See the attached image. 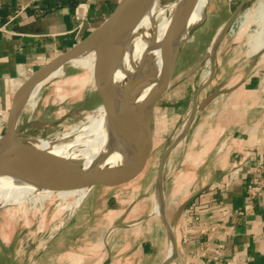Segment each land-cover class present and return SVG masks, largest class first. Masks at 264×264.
Segmentation results:
<instances>
[{
  "label": "crops",
  "instance_id": "obj_1",
  "mask_svg": "<svg viewBox=\"0 0 264 264\" xmlns=\"http://www.w3.org/2000/svg\"><path fill=\"white\" fill-rule=\"evenodd\" d=\"M19 1L0 0V10H7V20L0 24V134L8 125L7 112L19 106L25 80L97 28L119 2L81 0L75 8L45 12L39 0L11 21ZM40 19L49 22L45 33L17 31ZM218 65L214 89L199 103L216 91L220 94L198 113L164 169L165 217L175 247L155 201V216L130 224L128 210H116L115 196L98 198L95 209L82 202L73 217L89 226L95 222L96 233L102 232L101 224H110L102 236L92 231L71 238L59 234L37 263L264 264V51L233 61L225 52ZM177 85L155 108L153 141L155 120L161 121L170 109L171 130L162 134L177 130L183 116L177 106L184 101Z\"/></svg>",
  "mask_w": 264,
  "mask_h": 264
},
{
  "label": "rangeland",
  "instance_id": "obj_2",
  "mask_svg": "<svg viewBox=\"0 0 264 264\" xmlns=\"http://www.w3.org/2000/svg\"><path fill=\"white\" fill-rule=\"evenodd\" d=\"M24 1L26 0H21L17 3L14 15L22 12ZM177 1L160 0V7L167 8ZM240 2L241 0H210L207 4V20L186 41L174 72L173 83L178 84L176 91L181 92V96L184 97V101L177 106L183 116L177 123V130L174 133L165 135L162 134L163 131H168L169 128L171 130V127H168L174 117L171 109L164 116L162 114L161 116L159 115L160 117L163 116L161 121H158V118L155 120L156 131L152 152L144 170L138 176L123 184L116 186L101 185L94 189H89L81 204L75 210L71 205L79 200V195L68 199L55 196L43 204H33L27 201L23 203L22 209H20L14 219L7 218L4 213L5 210H1L0 264H39L37 261L41 252L47 246H50L59 234H64L63 236L71 238L92 231L97 236H102V233L106 231L104 228L109 227L110 224H101L100 230L102 232L96 233L95 227L97 224L95 222H92L90 226L89 224L74 222L73 217L78 214L82 202H86L87 206L95 209L99 204L97 202L98 198L103 200L106 198L109 201V199L116 196L113 204L118 207L116 210L119 212L122 209L128 210L126 219H128L130 224L137 222L138 218H146L149 214L156 215L154 213L153 193L163 152L180 135L182 126L188 121L192 98L196 90L210 77L206 76L207 70L213 68L215 78L219 69L218 64L225 52L229 54V61H233L234 58L239 56L248 59L249 57L260 55L264 51V47L254 50L257 45L252 46L250 42L252 37L257 36L261 27L264 26V10L262 12L258 10L262 3L264 5V0H249L243 12L224 36L220 46L218 47L217 45L219 34L223 30L224 24ZM25 10H28V8ZM247 12L250 13V18L247 23L243 24L242 19ZM200 20L201 18L195 23L200 22ZM210 63L212 67L209 65ZM59 79H62L61 81L64 84H56L55 82ZM214 86L213 79L210 85L200 92L198 102L199 99L210 93ZM27 90L28 88L22 93L18 109L7 112L5 120L8 125H11L12 121H14L19 126L28 121L35 122L36 124L26 131L25 137L37 139L45 136L44 138L48 140L56 141L73 128L81 131L89 124L87 116L91 114L97 117L101 108L108 103L102 104L97 91V82L88 80V75L84 68L72 65H68L64 74L61 73L56 80L44 86L39 94L35 96L33 103H31L32 106L30 105L29 108L21 112L19 111L20 108L27 104L24 101ZM107 95L109 98L112 96L108 86ZM161 102L163 103L164 101ZM67 115L74 116L71 120L72 123L70 122L69 124V122L66 123L64 121L60 125L52 127V122L65 118ZM163 125L165 128H163ZM133 161H135V158L131 164H133ZM114 170L117 174L123 173L126 171V165L117 166ZM138 205L140 206L138 212L136 209L133 212H129L134 206ZM62 246L60 245V248Z\"/></svg>",
  "mask_w": 264,
  "mask_h": 264
},
{
  "label": "water",
  "instance_id": "obj_3",
  "mask_svg": "<svg viewBox=\"0 0 264 264\" xmlns=\"http://www.w3.org/2000/svg\"><path fill=\"white\" fill-rule=\"evenodd\" d=\"M248 1L241 0L224 24L225 26L219 34L218 47L235 20L243 12ZM155 2L156 0H119L114 10L97 28L84 36L71 49L35 71L22 84V89L32 87L36 81L56 69H60L64 74L68 65L77 67L73 64L74 59L83 58L96 51L98 55V64L95 68L97 91L102 104L105 105L115 93L113 90L112 96L109 98L107 86L112 89V83L114 89L119 88L117 75L111 63L118 40L146 17ZM188 4H190V0H178L175 3L168 41L150 69L149 78L141 92L145 94L144 106L141 115L134 124L130 125L132 105L126 102L121 107V111L118 112V126L109 132L97 158L88 167L76 172V169L83 167L82 163L87 157L72 154L58 158L41 173L21 166L20 160L17 159L23 152L21 141L36 139L25 137L26 131L32 127L30 123L26 122L21 126L18 123L7 125L4 133L0 134V183H9L17 187H30L35 190L72 189L87 185L91 190L100 185H120L138 176L147 165L152 152V124L155 108L176 84L173 83L174 72L186 41L196 29L206 22L208 17L207 10H204L202 21L190 30ZM48 24V20L40 19L17 28V31L26 34H43L46 32ZM214 75L215 71L213 70L209 79L196 90L187 125L183 132L166 147L158 168L155 186L160 193L162 205L160 216L166 224L173 247H175L173 232L165 217L164 169L170 153L186 139L192 125L198 119V113L220 94L219 91H216L200 103L198 102L200 92L210 85ZM61 121L55 122L52 127L60 125ZM134 158L135 161L131 164ZM46 161H48L47 158ZM120 165H126V171L118 174L113 173L114 169Z\"/></svg>",
  "mask_w": 264,
  "mask_h": 264
},
{
  "label": "bare ground",
  "instance_id": "obj_4",
  "mask_svg": "<svg viewBox=\"0 0 264 264\" xmlns=\"http://www.w3.org/2000/svg\"><path fill=\"white\" fill-rule=\"evenodd\" d=\"M208 1L210 0H190V4H188V23L190 25V30L202 21L204 10L207 9L206 6L209 3ZM160 4V0H156L152 10L146 17H144L134 29L118 40L117 48L112 56L111 63L117 75L119 88L114 89L112 83V89L108 86L111 93L113 90L115 93L111 100L101 108L97 117L91 114L88 115L89 124L86 127L81 131H78L77 128H73L56 141H51L46 138H36L33 141L22 140L23 152L17 157V159L20 160L19 164L21 166L41 173L58 158L76 154L87 157L82 163L83 167L75 170L79 172L88 167L89 164L97 158L109 132H112V130L118 126V112L121 111V107L124 103L128 102L132 105L130 125L138 120L144 106L145 98V94L141 92L149 78L150 69L153 63H155L156 57L159 56V53L168 41L171 19L175 10V4L167 8H161ZM263 7L264 5L262 3L258 10L262 12V10H264ZM200 18V22L195 23ZM249 18L250 13L247 12L246 16L242 19L243 24L247 23ZM263 33L264 26L261 27L257 36L252 37L250 41L252 46L257 45L254 50H257V48L259 49V47H264ZM258 41L261 42L258 43ZM211 63L209 65L212 67ZM73 64L77 67L84 68L88 75V80L96 81L95 68L96 64H98V55L96 51L83 58L74 59ZM212 72L213 68H209L206 72V76H211ZM61 73L62 71L60 69H56L52 73L50 72L45 77L36 81L32 87L28 88L24 97V101L27 102V104L22 106L19 111L22 112L26 108H29L35 96L39 94L44 86L56 80ZM62 79L57 80L55 83L59 85L64 84L63 81H61ZM73 117V115H67L65 118H60L55 122L64 119L61 123L66 121V123L69 122L70 124V122L72 123L71 120ZM28 122L31 126L36 124L33 121ZM55 122H52V126ZM187 122L182 126L181 132H183ZM14 123L16 122L12 121V124ZM46 158L48 161H46ZM88 190L89 187L87 185L72 189L47 188L35 190L30 187H17L9 183H0V211L5 210L4 213L6 217L14 219L16 214L22 209L23 203L27 201L33 204H43L45 201L55 196L68 199L72 196L79 195V200L76 199V203L71 205L75 210V208L81 204ZM153 198L156 203L155 211L161 213L162 205L160 193L157 188L154 190Z\"/></svg>",
  "mask_w": 264,
  "mask_h": 264
},
{
  "label": "trees",
  "instance_id": "obj_5",
  "mask_svg": "<svg viewBox=\"0 0 264 264\" xmlns=\"http://www.w3.org/2000/svg\"><path fill=\"white\" fill-rule=\"evenodd\" d=\"M45 5V12L54 11L63 7L75 8L81 0H42ZM7 20V10H0V24H4Z\"/></svg>",
  "mask_w": 264,
  "mask_h": 264
},
{
  "label": "built area",
  "instance_id": "obj_6",
  "mask_svg": "<svg viewBox=\"0 0 264 264\" xmlns=\"http://www.w3.org/2000/svg\"><path fill=\"white\" fill-rule=\"evenodd\" d=\"M39 0H27V1H24V4H22V12L23 10H25L26 8H29V7H32V6H35L36 4H38ZM0 5H1V2H0ZM22 12L20 13H17L15 16L11 17V21L14 20L18 15H20ZM250 189L252 190L251 191V194L254 196L256 194V188L255 186H252L250 187Z\"/></svg>",
  "mask_w": 264,
  "mask_h": 264
}]
</instances>
